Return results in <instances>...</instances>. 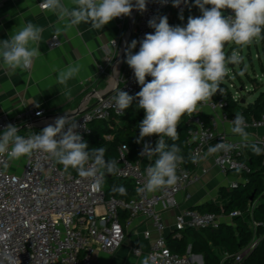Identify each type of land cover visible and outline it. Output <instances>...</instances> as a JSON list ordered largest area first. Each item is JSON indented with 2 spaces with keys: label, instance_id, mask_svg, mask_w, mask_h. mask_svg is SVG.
<instances>
[{
  "label": "built area",
  "instance_id": "2783aa9c",
  "mask_svg": "<svg viewBox=\"0 0 264 264\" xmlns=\"http://www.w3.org/2000/svg\"><path fill=\"white\" fill-rule=\"evenodd\" d=\"M188 2L189 0H181L179 6H173V0L166 2L146 0V9L143 12L137 9L135 11L126 50L128 51V46L133 40L139 42L146 34L154 33L155 30L148 25L152 18L167 16L169 25L176 26L174 17L176 14H183ZM38 7L40 10L43 9L42 0L39 1ZM224 14L232 15V11L225 9ZM125 18L126 16H121L115 19L122 22ZM187 22L188 19H185L181 27L186 26ZM59 45L58 36L52 34L47 40V47L52 49ZM117 45V40L110 39L102 46L104 58L103 63L96 66L98 73L104 72L106 63L111 59L108 49ZM139 48L140 44L137 43L136 48L132 49L133 54L138 52ZM115 83L105 95H97L89 107H83L69 116L79 125L77 131L82 139L88 132L91 122L105 120L113 114H121L115 107L116 89L135 96L140 87L129 66L124 72H117ZM231 97L233 100L239 99L236 94H232ZM222 103L223 98L210 99L201 107L205 106L210 110L221 109ZM43 113L42 108H25L13 115L1 113L0 133L9 124L17 127L22 123L32 125L36 122L35 118ZM221 115L222 118L232 120L236 116L234 114L227 117L224 112ZM188 119L196 128L191 133L195 141L190 153L193 168L205 145L209 142L216 145L223 141L231 144L232 148L230 151H220L214 156V163L219 170L222 172L247 170L246 164L240 159L246 155L245 149L239 143L231 141L224 133L215 132L211 121V126L205 127L194 113L188 116ZM245 124L253 128L264 127V111L259 118L245 121ZM42 130H33L24 137L27 138L31 133H39ZM153 141L154 138L148 136L140 142L136 160L128 159L126 144L121 143L117 147L116 160L120 171L115 176L131 180L135 188V194L128 200L106 197L102 186L104 177L99 173L95 177L83 178L79 174L65 172L56 159L39 150L26 156L24 165L17 173L10 170V167L16 164L13 159H9L6 153L0 154V264H95L91 253L94 250L105 253L115 251L124 239V228L129 224V220L138 214L151 220L153 228L159 235L147 253L150 264H201L196 262L192 253L178 254L166 246L161 211L176 210L173 223L175 232L186 227L196 229L216 227L220 221L230 220L231 216L240 214L241 211L235 210L228 215H222L191 208L178 209L176 195L197 179L193 168L186 170L179 167L177 174L181 180L175 186L152 193H138L137 188L146 182V168L149 166V162L141 165L140 160L146 157H142L140 153L145 143L152 146ZM256 144L264 149V132L258 137ZM88 166L95 165L90 161ZM97 179L101 184L99 189L95 187ZM235 183L233 182L230 187H234ZM121 210L127 213L123 221L120 219ZM143 236L148 238L149 231L144 230ZM257 239L253 237L245 247L237 251L233 255L232 264H239L254 247ZM139 252H141L139 249L134 250L135 254ZM223 254L222 261L230 256L226 252Z\"/></svg>",
  "mask_w": 264,
  "mask_h": 264
},
{
  "label": "clouds",
  "instance_id": "9594fccd",
  "mask_svg": "<svg viewBox=\"0 0 264 264\" xmlns=\"http://www.w3.org/2000/svg\"><path fill=\"white\" fill-rule=\"evenodd\" d=\"M180 2L173 0V6H179ZM195 3L202 15L190 16L186 26H170L167 16L152 18L148 25L154 33L146 34L139 42L133 40L128 46L126 63L133 70L141 90L135 97L119 90L114 97L115 107L122 114L136 100L138 108L144 111L136 142L152 135L159 137L155 148L145 143L140 153L149 160L153 156L157 158L146 168V182L137 188L138 193L172 187L181 180L177 174L183 161L181 149L175 143L167 145L164 138L178 139L177 128L182 117L191 116L222 91L220 83L227 74V63L236 60L235 57L226 58L225 43L247 46L257 38H264V0H195ZM133 7L143 12L146 0H135V4L133 0H71V6H66L62 0H42L44 10L64 21L63 29H56L57 36L82 22L90 24L91 29L101 30L114 18L130 15ZM225 9H230L232 15L226 16ZM43 31L32 22L15 27L8 39L0 40V66L11 70L30 67L42 54L39 45ZM137 43L139 51L133 54ZM80 70L78 64L58 70L57 82L67 89V82ZM147 76L152 77L151 81H146ZM64 95L70 98V89ZM231 125V133L247 142L249 133L245 130L243 115L237 114ZM78 127L74 119L62 116L54 125L49 124L39 133L33 132L25 138L18 134L17 126L9 124L0 133V154L6 153L9 159L16 160L39 150L66 167L74 168L83 178L95 177L98 173L100 176L118 174V161L106 160L104 147L89 150ZM250 146L256 154L264 151L254 143ZM231 148V144L221 141L210 146L208 152H226ZM90 161L94 167L88 166ZM100 186L97 179L95 187L99 189ZM113 191L123 194L126 189L120 186ZM142 264H150V258H144Z\"/></svg>",
  "mask_w": 264,
  "mask_h": 264
},
{
  "label": "crops",
  "instance_id": "0c3cea01",
  "mask_svg": "<svg viewBox=\"0 0 264 264\" xmlns=\"http://www.w3.org/2000/svg\"><path fill=\"white\" fill-rule=\"evenodd\" d=\"M40 0H0V40H6L19 24L32 22L41 26L42 41L39 51L42 53L37 57L30 67L26 69H7L0 66V114L8 115L21 112L25 108H42L44 113L36 117L32 125L22 123L19 125L18 134L26 136L33 130H40L53 124L58 117L69 116L72 112L89 107L101 95L113 88L116 84L117 72H124L126 63L125 51L122 60L117 63L121 54L124 38L128 30L131 14L126 16L122 22L115 18L101 30L91 29L90 24L80 23L66 32L62 31L58 36L60 45L55 48L47 47V40L52 34H56L57 27L63 29L64 21L58 19L56 14L38 7ZM66 6H71V0H62ZM175 18V17H174ZM182 24V22H178ZM110 39L118 42L116 47H110V61L106 63L103 73L97 72V64L103 63L104 49ZM263 54L264 50L262 49ZM79 65V74L67 82V89L57 82L58 70H63L69 65ZM118 64V65H117ZM262 67V64H260ZM264 71V68H263ZM81 81H84L81 83ZM70 89L71 96L67 98L64 93ZM247 92V90H246ZM249 92V91H248ZM240 97L244 96L240 92ZM244 99L246 97L244 96ZM200 111L209 117L213 130L217 133L226 134L229 139L239 143L244 149L246 146L256 143L258 137L264 132V127L253 128L246 126L249 133L248 141L231 133V118H222V109L210 110L200 107ZM239 114L236 112L235 115ZM159 137L154 138L156 144ZM209 142L200 153L196 166L193 168L197 179L188 184L186 188L176 195L179 202L178 209L190 208L206 201L220 203L221 188L230 187L233 182L243 178L234 171L222 172L214 163V156L219 152L210 154L208 149L213 146ZM26 156L13 160L16 164L10 170L19 172L24 165ZM149 159L140 160L145 165ZM175 209L162 210V220L165 226L164 235L175 231L173 228ZM124 239L120 246L111 253L94 250L91 258L95 264H142L147 257L150 245L155 241L157 232L144 216L138 214L129 220L126 225ZM148 230L149 236L145 238L143 231ZM139 249V254L134 250ZM196 262H201L195 254Z\"/></svg>",
  "mask_w": 264,
  "mask_h": 264
},
{
  "label": "trees",
  "instance_id": "16d2710c",
  "mask_svg": "<svg viewBox=\"0 0 264 264\" xmlns=\"http://www.w3.org/2000/svg\"><path fill=\"white\" fill-rule=\"evenodd\" d=\"M206 7L208 6L206 5ZM201 15L195 0H189L187 9L183 14L175 15L174 24L181 26L182 24L178 22H183L190 16L198 17ZM181 17L183 18L181 19ZM259 39L264 50V38ZM151 79L150 76L146 77V81H151ZM220 89L222 91H218L211 99L223 98L221 109L227 117L239 112L245 121H250L259 118L264 111V91H259L252 100L244 99V96H239V99L233 100L232 93L223 82L220 83ZM140 90L141 86L139 87ZM136 103L134 100L132 105L125 109L122 114H113L105 120L91 122L88 132L82 139L87 143L89 150L104 147L106 150L105 159H116L117 147L124 143L128 148V159L136 160L140 145L136 142L139 137L138 125L144 116V111L139 109ZM194 114L201 119L203 126H211L209 117L204 115L202 111L198 110ZM188 120V115L182 117L177 128L178 139L173 141L171 138H164L167 145L175 143L180 147L183 161L179 167L186 170L193 168L190 153L195 141L191 133L196 129ZM156 137L158 136L152 135V138ZM250 145L245 148L246 155L240 157L246 164L247 170L234 171L243 179L236 181L234 187H225L219 190L221 199L219 204L206 201L191 208L200 212H213L222 215H228L235 210L241 211V213L231 216L230 220L220 221L216 227L207 226L197 229L186 227L178 232L169 233L168 236H165V243L171 251L178 254L189 252L200 255L201 264H232L233 255L255 237L258 238L256 244L239 264H264V151L256 154ZM256 145L258 146V144ZM155 146L156 144L152 145L153 148ZM156 158L153 156L149 160V165L154 164ZM59 164L62 165L65 172L78 174L74 168ZM103 177L102 186L106 197L112 196L128 200L135 194L134 184L131 180L107 173ZM120 186L126 189L125 193L113 191L114 187L119 188ZM126 215L124 210L120 211L121 221L126 218ZM224 252L230 256L222 261Z\"/></svg>",
  "mask_w": 264,
  "mask_h": 264
},
{
  "label": "rangeland",
  "instance_id": "374dc122",
  "mask_svg": "<svg viewBox=\"0 0 264 264\" xmlns=\"http://www.w3.org/2000/svg\"><path fill=\"white\" fill-rule=\"evenodd\" d=\"M224 52L226 58H236L227 63L228 71L222 81L232 94L239 96L242 92L247 100H252L264 91V54L259 38L247 46L226 42Z\"/></svg>",
  "mask_w": 264,
  "mask_h": 264
},
{
  "label": "water",
  "instance_id": "95a60500",
  "mask_svg": "<svg viewBox=\"0 0 264 264\" xmlns=\"http://www.w3.org/2000/svg\"><path fill=\"white\" fill-rule=\"evenodd\" d=\"M135 11H136V8L134 7L132 12H131V20H130V24H129V27H128V30L126 32V35H125V38H124V43H123V46H122V50H121V54L117 60V63H119L121 60H122V57L125 53L126 48H127V45H128V40H129V37L131 35V30H132V26H133V21H134V15H135ZM118 65V64H117ZM116 92H118V89H116ZM107 92H104L103 95H105ZM242 101V100H241ZM73 113V112H72ZM71 113V114H72ZM195 113V112H194ZM71 114H69V116H71ZM68 116V117H69ZM190 208H193V207H190ZM199 259H201V256L200 255H196Z\"/></svg>",
  "mask_w": 264,
  "mask_h": 264
}]
</instances>
